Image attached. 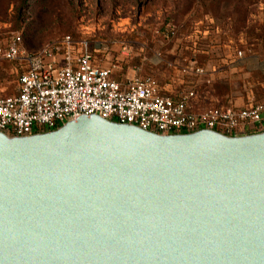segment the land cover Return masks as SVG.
<instances>
[{
  "label": "water",
  "instance_id": "water-1",
  "mask_svg": "<svg viewBox=\"0 0 264 264\" xmlns=\"http://www.w3.org/2000/svg\"><path fill=\"white\" fill-rule=\"evenodd\" d=\"M0 264H264V130L0 131Z\"/></svg>",
  "mask_w": 264,
  "mask_h": 264
},
{
  "label": "rangeland",
  "instance_id": "rangeland-1",
  "mask_svg": "<svg viewBox=\"0 0 264 264\" xmlns=\"http://www.w3.org/2000/svg\"><path fill=\"white\" fill-rule=\"evenodd\" d=\"M14 35L29 51L87 40L118 76L137 68L173 94L196 82L205 108L264 98V0H0V44ZM187 66L207 75H184ZM21 71L0 63V95L16 92Z\"/></svg>",
  "mask_w": 264,
  "mask_h": 264
},
{
  "label": "built area",
  "instance_id": "built-area-1",
  "mask_svg": "<svg viewBox=\"0 0 264 264\" xmlns=\"http://www.w3.org/2000/svg\"><path fill=\"white\" fill-rule=\"evenodd\" d=\"M98 52L102 51L89 41L69 35L35 51L24 49L17 35L0 44V63L22 65L16 92L0 95V131L27 136L93 114L166 135L212 129L240 136L264 130V99L249 107L198 110L196 82L188 81V89L175 95L163 89L155 76L139 75L137 68L131 70L134 74L118 76V66L102 65ZM182 72L207 75L201 66H187Z\"/></svg>",
  "mask_w": 264,
  "mask_h": 264
},
{
  "label": "crops",
  "instance_id": "crops-1",
  "mask_svg": "<svg viewBox=\"0 0 264 264\" xmlns=\"http://www.w3.org/2000/svg\"><path fill=\"white\" fill-rule=\"evenodd\" d=\"M109 65H110V64H109ZM130 74H134V72L131 71ZM184 83L187 84V81H184ZM182 92H184V91H182ZM178 94H179V93H178ZM175 95H176V94H175ZM263 99H264V98H263ZM263 99H261V100H263ZM261 100H257V101H251V102H249V101H245V100L242 99V98H236V99H231V100H227V99H226L225 101H222V102H215V103L210 102V105H212V106L207 107V108H213V107H227V106H231V105H236V106H239V107H249V106H251V105H253V104H255V103H257V102H259V101H261ZM202 101H203V100L201 99V101H200L199 98L195 101L194 106H195L196 109H198V110L207 109V108H205L204 105H201ZM199 103H200V104H199ZM252 132H254V131H251L250 133H252ZM250 133H249V134H250Z\"/></svg>",
  "mask_w": 264,
  "mask_h": 264
},
{
  "label": "trees",
  "instance_id": "trees-1",
  "mask_svg": "<svg viewBox=\"0 0 264 264\" xmlns=\"http://www.w3.org/2000/svg\"><path fill=\"white\" fill-rule=\"evenodd\" d=\"M59 128V127H58ZM43 131V130H42ZM260 130H257V131H254V132H252V133H255V132H259ZM43 132H46V131H43Z\"/></svg>",
  "mask_w": 264,
  "mask_h": 264
}]
</instances>
